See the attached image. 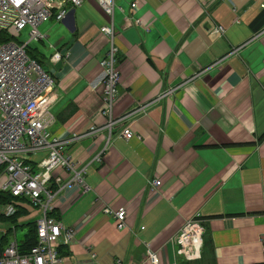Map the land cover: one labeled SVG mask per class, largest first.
Returning <instances> with one entry per match:
<instances>
[{"label": "crops", "instance_id": "1", "mask_svg": "<svg viewBox=\"0 0 264 264\" xmlns=\"http://www.w3.org/2000/svg\"><path fill=\"white\" fill-rule=\"evenodd\" d=\"M133 1L113 9L120 80L107 144L100 89L90 86L110 47L99 31L106 14L82 0L38 27L47 37L35 54H61L46 70L57 92L47 130L67 140L91 187L52 184L53 214L76 229L55 264H154L147 249L157 264H264V0H140L131 9ZM126 125L129 139L119 134ZM91 127L100 130L87 135ZM33 153L38 162L46 150ZM24 201L14 205L26 210L17 218L26 232L39 212L24 220ZM103 206L125 209L127 226L118 229ZM197 214L200 256L185 260L175 237Z\"/></svg>", "mask_w": 264, "mask_h": 264}, {"label": "built area", "instance_id": "2", "mask_svg": "<svg viewBox=\"0 0 264 264\" xmlns=\"http://www.w3.org/2000/svg\"><path fill=\"white\" fill-rule=\"evenodd\" d=\"M95 1L107 16V23L100 26L99 31L107 37L110 47L99 61L100 77L90 86L94 90L100 89V112L106 117L104 127L109 129L107 144L115 122L114 107L119 98L116 85L120 73L116 65L118 49L114 42L116 32L113 23L116 0ZM139 1L131 2V9ZM81 4L82 0H0V33L5 32L11 37L9 41H0V191L26 198L39 212L35 219L36 244L29 252L20 254L13 234L11 241L0 250V264H55L59 260V247L71 245L76 229L64 226L60 218L53 214L52 200L56 191L52 189V184L56 185L57 191L76 188L85 194L91 190L84 180L85 167L80 166L66 151L67 140L47 130L51 121L49 108L57 99L55 78L36 60L29 58L25 44L16 40L26 27L29 28V40H44L47 36L38 29L41 24L49 20L62 21L68 12L67 5L79 7ZM262 7L264 9V3ZM136 23L142 22L137 20ZM211 31L218 35L223 33L224 28L214 25ZM60 57V52L54 51L49 61L55 63ZM99 130L98 127H91L86 134L95 135ZM119 134L125 139L134 136L129 125L124 126ZM42 149L46 150L45 157L35 165L28 162L25 154ZM94 159L101 163L102 156L96 155ZM59 170L68 173L66 181H62ZM149 184L154 190L160 180L153 179ZM15 210L11 203H0V214L9 216ZM101 210L114 219L118 229L127 226L125 209L103 206ZM198 217L197 214L189 218L175 237L179 244L177 252L185 260L200 256L205 228L198 222ZM261 242L264 256V241ZM146 252L152 263L157 264L156 253L149 249Z\"/></svg>", "mask_w": 264, "mask_h": 264}, {"label": "trees", "instance_id": "3", "mask_svg": "<svg viewBox=\"0 0 264 264\" xmlns=\"http://www.w3.org/2000/svg\"><path fill=\"white\" fill-rule=\"evenodd\" d=\"M11 37H9L5 32L0 33V41L5 42L9 41ZM29 43L25 45V51L29 58L35 59L39 64L42 63L41 59L35 54V52H31L30 49H28ZM28 52L30 54H28ZM31 162V161H30ZM34 163V162H31ZM18 197L13 196L12 194H9L7 192L0 191V203H12L15 204V200ZM26 213L25 209H21L20 207H16V211L14 214L6 216L3 214H0V222L4 223L6 226L5 231L1 232L0 234V250H2L7 244L9 240V236H11L13 229L17 226L21 227L22 223H17V218L22 214ZM27 231L23 233L20 237L15 236L16 242H17V248L18 252L20 254H25L29 252L30 248L33 247L37 242V233L35 228V222H28L27 224Z\"/></svg>", "mask_w": 264, "mask_h": 264}, {"label": "rangeland", "instance_id": "4", "mask_svg": "<svg viewBox=\"0 0 264 264\" xmlns=\"http://www.w3.org/2000/svg\"><path fill=\"white\" fill-rule=\"evenodd\" d=\"M16 40H18L21 44H25L27 41H29L30 44L28 46V49H30L31 52L35 51L34 48L36 47V45H38V46L41 45L40 43H37L38 41H33V40L30 41L29 40V28L28 27L24 28L21 31V34H20L19 38L16 39ZM28 54H30V53L28 52ZM48 54L49 53H47V56L42 59V63H41L43 69H45V70L48 69V60H49ZM25 155H27L28 158H30V156H31V158H33L35 160L38 159V157L33 152L25 154ZM23 203L26 206V208L28 209V213H27V215H25L23 217V219L26 220V221L29 220V219H34L36 214H37V209L35 207H33V205L30 202H28V201L27 202L24 201ZM4 229H6V226H4V225L0 226V232L3 231ZM25 230H26V228L22 229L19 226H17L16 229H15V235L20 237L25 232ZM12 234H13V231H12Z\"/></svg>", "mask_w": 264, "mask_h": 264}]
</instances>
